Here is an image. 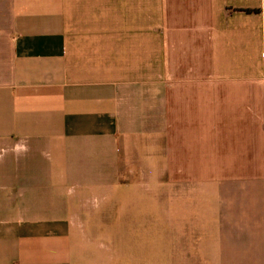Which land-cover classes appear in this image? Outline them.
<instances>
[{"label":"crops","instance_id":"obj_1","mask_svg":"<svg viewBox=\"0 0 264 264\" xmlns=\"http://www.w3.org/2000/svg\"><path fill=\"white\" fill-rule=\"evenodd\" d=\"M157 162L162 219L130 180ZM157 240L264 264V0H0V264H153Z\"/></svg>","mask_w":264,"mask_h":264},{"label":"rangeland","instance_id":"obj_2","mask_svg":"<svg viewBox=\"0 0 264 264\" xmlns=\"http://www.w3.org/2000/svg\"><path fill=\"white\" fill-rule=\"evenodd\" d=\"M157 163H161V162H157ZM161 170H162V163L160 165H158V167H157L156 181H155L154 185L151 182H147V179H144L142 177L143 175L141 173H138V177L137 178H136V175H135L130 180H133L135 183L139 182L140 185L144 186L145 188L150 187V188H155L156 189L157 193L155 194V204L157 206H156V211L155 212H156V217L162 219L163 195H162V174L160 172ZM150 180H152L151 177H150L149 181ZM129 196H133V197H137L138 198V199L137 198L136 199L139 202L138 205L140 207V210H139L140 217H143L144 214H145V211L143 210L142 207H147V201H148V198H149L148 193H139V194L129 195ZM107 216H109V212L108 211H107ZM140 244L143 245V243H140ZM127 246H128V243L125 244V250H124L125 259L121 258V263L122 264H132V262L129 261L126 258L128 252H129ZM153 252H154L153 264H163V243H162V240H160V241L157 240L156 241L155 248H154ZM112 256H114L113 251H112ZM143 262H144L143 259H141L139 261V264H143ZM108 264H114V257L111 259V261L109 260ZM145 264H147V263H145Z\"/></svg>","mask_w":264,"mask_h":264}]
</instances>
